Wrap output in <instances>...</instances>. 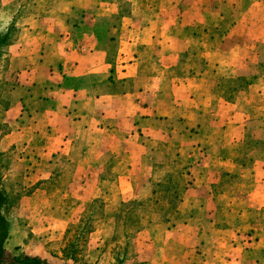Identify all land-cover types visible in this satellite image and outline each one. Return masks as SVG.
Returning a JSON list of instances; mask_svg holds the SVG:
<instances>
[{
	"label": "crops",
	"instance_id": "crops-1",
	"mask_svg": "<svg viewBox=\"0 0 264 264\" xmlns=\"http://www.w3.org/2000/svg\"><path fill=\"white\" fill-rule=\"evenodd\" d=\"M0 35V163L19 146L37 181L67 174L80 192L61 202L83 212L135 199L162 177L157 165L179 161L189 216L167 233L197 229L189 264H220L222 246L230 264H259L264 230L240 229V212L264 211V159L231 153L251 137L252 113L264 115V0H0ZM246 75L233 99L217 91ZM63 214V229L81 216ZM87 242L102 255L100 231Z\"/></svg>",
	"mask_w": 264,
	"mask_h": 264
},
{
	"label": "rangeland",
	"instance_id": "rangeland-1",
	"mask_svg": "<svg viewBox=\"0 0 264 264\" xmlns=\"http://www.w3.org/2000/svg\"><path fill=\"white\" fill-rule=\"evenodd\" d=\"M247 69L246 71L248 72ZM3 78H9V76L4 74ZM3 78L2 80L5 81ZM249 79V75L236 79H226L224 82L221 81L217 84V91L224 93L229 99H233V91L243 90L246 87L245 84L250 81ZM257 113L258 112L252 113L254 125L250 131L251 137L247 139H264V115ZM255 148L256 151L246 154L247 156H245V158L254 159L255 154H261L258 150L264 149L262 147ZM1 154L0 188L6 196V201L2 206V212L9 224V236L5 243V248L8 253L17 254L21 252L27 255L39 256L47 260L50 264H68L69 262L66 261L65 253H70V250L73 252L75 251V264H189V256L186 255L189 254V234L191 236L194 234L196 235L197 229L191 230L192 232L190 231L189 233V226L186 227L183 225L169 238L171 235L167 233V229L171 228L170 223H173L174 220H171L173 216H169L168 213L166 214V209L169 208L168 201L157 194L152 195L150 193L152 190H162L163 186L161 187L155 183L144 182L146 183L143 184L144 187L140 186L138 188L139 191L135 197L145 201V209L143 210L142 208L131 212L130 215L132 217L127 221V224H131V221L134 223L141 220L144 227L140 230L137 229L138 231L135 228V226H137L136 223L125 229L122 226V220L116 221L115 214L117 212L115 209L119 204L111 202V199L104 198L106 202H102L105 206H97L99 207L98 211L90 217V220L94 222L93 231H100L104 239V244L101 248L102 255L99 254L96 258L97 253L94 252L95 255L92 258L91 255H89L91 249L87 247L89 245L87 242V234L80 232L82 225L78 226V228H71L70 226L72 224H69L68 227L63 229V226H65V215L63 213H67L68 216L72 214L71 221L75 223L82 212H79L80 208L73 211L74 204L71 200L61 202V196L65 190L68 191V193L75 190L77 191H75L76 193H78V191L80 192L79 187H74V181L68 184L69 177L65 173H60L59 176L55 177L48 184L43 182L42 179H38L37 181L39 174H35L31 171V166H33V164L25 162V157L28 155L23 153V150H21L19 146L18 151L10 152L6 156H4V153ZM231 155L239 157L237 154L231 153ZM18 158V163L16 165L13 164L12 162L18 160ZM20 158L24 162H21ZM166 161V164L172 166V174L177 177L169 181L180 188L187 186L189 181L186 176L185 165L179 161H174L175 163L172 162V160L169 161V159ZM9 169H12V171H8ZM34 186L39 190L31 194L35 189ZM155 198H158V202L155 201ZM182 199L183 196L181 200ZM107 202L108 204L113 203V205L106 206ZM179 205L183 212L177 210L180 215L175 220L186 221L189 216V211H184L186 210L187 201L184 199L182 203H178L177 206ZM63 210L66 211L63 212ZM141 210H143V212ZM240 213H242L241 223L243 224L240 229L246 230L249 222L251 223V221L253 222L256 220L257 227L264 230V211L246 208ZM166 216L169 218L168 223L166 222ZM231 218H234V216L232 215ZM142 230L148 232L146 235L144 233V237L146 238L144 240L150 243L149 246L137 243V232ZM250 230L253 231L254 229ZM258 230H256V232H259ZM241 233L243 234L242 231ZM124 235H129V237L131 235L129 238L130 243L127 247V253H129L131 257L128 259L126 258L125 261L121 256L122 247L125 246ZM248 235L251 238L254 237L253 233ZM135 236L136 243L133 242ZM249 236H246L247 240H250V238H248ZM166 237H168L169 240L165 242ZM245 239L243 238L242 240ZM140 241L142 242L143 239L141 238ZM71 243L74 245L71 246ZM93 245L94 241H91L90 246L93 247ZM197 247L202 249L203 246L198 245ZM227 250L228 247L222 246L221 251L216 252L219 258L212 259V261L221 262L220 264H230L226 255V252H228ZM136 251L142 254L146 253L145 255L148 254L149 258L145 260L138 259ZM160 254L162 255L160 256ZM120 257L123 260L122 263H120ZM213 258H216L215 255ZM262 263H264V258L259 262V264ZM233 264L240 263L236 261ZM242 264L248 263L243 262Z\"/></svg>",
	"mask_w": 264,
	"mask_h": 264
},
{
	"label": "trees",
	"instance_id": "trees-1",
	"mask_svg": "<svg viewBox=\"0 0 264 264\" xmlns=\"http://www.w3.org/2000/svg\"><path fill=\"white\" fill-rule=\"evenodd\" d=\"M6 39L5 35H0V43L4 42ZM249 82H247L246 84L248 85ZM245 84V86H247ZM255 147H262L264 148V139L262 140H252V139H247L243 142V144L240 146V149L237 150L234 154H237L239 156V159H242L245 163L246 162H252L253 160H262L264 159V149H259V153L261 154H255V158H245V156H247L246 154H249L252 151H256ZM263 151V152H262ZM174 162V161H173ZM175 163V162H174ZM172 166H170L169 164H164V165H157V170L159 172L160 175H162L161 178H156V179H152L149 180L147 183H155L158 186H163L162 190L159 191H154L152 190L150 193L152 195H158L160 197H163L164 199H166L168 201V209L166 214L168 213L169 216H173V219L171 220H175L177 219V217L180 215L177 212V205L180 202L182 195H183V191L184 188H180L177 185L172 184L170 181L177 178L176 176H174L172 174ZM170 180V181H169ZM146 184V183H145ZM146 186V185H145ZM144 187V186H143ZM138 194V193H137ZM136 194V195H137ZM158 198H155V201L158 202L157 200ZM6 201V196L4 195L3 191L0 189V264H50L47 260L39 257V256H34V255H27L24 253H17V254H10L7 252L6 248H5V243H6V239L9 236L8 230H9V224L8 221L4 215V213L2 212V206L4 204V202ZM178 202V203H177ZM104 204L102 202V200L99 199H95L89 203L86 204L85 209L83 210L78 222H76V224H72L70 227H76L78 228V226L82 225L81 231L85 234H87V236L93 231L94 229V222H92L90 220V217L93 216V214L95 212L98 211L99 207H102ZM145 201L138 199L137 197H135V199L129 201V202H122L119 204V206L116 207V214H115V219L116 221H123L122 226L127 229V227H131L134 223H136L137 226H135L136 230H140L143 229V223L140 221L137 222H132L131 224H127V221L129 219H131V212L135 211V210H140L143 208V210L145 209ZM99 206V207H97ZM105 206V205H104ZM143 210H141L143 212ZM96 214V213H95ZM143 214V213H142ZM142 217V215H141ZM166 222H169V218L166 216ZM170 220V221H171ZM117 223V222H116ZM118 224V223H117ZM69 227V229H70ZM137 230V231H138ZM68 232V229H67ZM131 237V235H130ZM129 235H124V239H125V246L122 247L121 250V256L124 259L127 252H128V245H129ZM73 243V242H72ZM71 243V246H73L74 244ZM76 245V243H75ZM65 258L71 259L76 261V256H75V251H71L70 253H65ZM122 258L120 257V263L123 262Z\"/></svg>",
	"mask_w": 264,
	"mask_h": 264
}]
</instances>
